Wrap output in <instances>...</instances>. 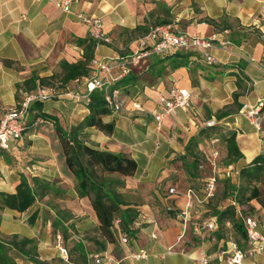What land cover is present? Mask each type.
I'll list each match as a JSON object with an SVG mask.
<instances>
[{
  "label": "crops",
  "instance_id": "crops-1",
  "mask_svg": "<svg viewBox=\"0 0 264 264\" xmlns=\"http://www.w3.org/2000/svg\"><path fill=\"white\" fill-rule=\"evenodd\" d=\"M72 11L63 12L55 0H0V120L29 94L45 88L39 79L61 72L63 61L83 59L84 46L79 42L91 36L76 14L101 18L112 43L94 40V59L110 60L111 79L116 81L131 72L141 77L133 88L135 95L123 96L121 110L104 118L115 124L113 135L88 128L84 140L100 149L128 153L136 160L137 172L122 178L125 186L120 192L138 210L137 225L133 223L134 232L125 236L116 222L113 239L105 238L90 200L79 197L75 176L66 165L55 126L69 129L88 115L85 99L71 97L87 93V78H82L60 90L47 88L57 96L33 103L25 118L24 139L1 152L0 192L14 193L22 176L52 184V191L26 212L6 210L1 214V238L18 235L35 240L39 256L48 262L60 258L55 235L62 234L68 264H94L95 256L104 264H203V254L208 264H229L220 260V251L230 238L246 249L245 235L232 228L221 231L218 224L209 230L206 224L217 221L211 215L213 207L223 210L233 201L218 202L202 195L204 191L197 186L201 172L192 176L187 166L190 157H183L190 140L196 139L197 149L204 155L200 171L205 161L212 167L204 178L206 183L217 172L228 177L229 168L239 171L264 153V122L256 129L239 109L264 97V0H79ZM139 26L150 31L169 26L173 33L215 38L208 50L215 63L209 65L196 51L189 65L179 69H172L169 61L160 62L173 52L153 53L135 63L132 58L146 36L134 32ZM163 65L167 68L160 72ZM31 78H35L34 84L25 85ZM174 85L190 90L191 107L166 116L158 130L153 113L160 97ZM136 103L142 109L135 108ZM221 110L228 113L218 120ZM37 119L43 122L36 124ZM211 119L218 122L214 129L205 126ZM215 130V135H207ZM231 133L236 135L242 157L218 168V162L227 159L223 138ZM213 138L219 142L212 144ZM213 149L219 153L216 164L210 158ZM170 188L177 192L170 194ZM250 206L264 233V188ZM35 213L37 218L30 224ZM59 215L65 220V230L54 233L52 222ZM140 250L148 252L147 259L133 258ZM17 262L33 264L21 258ZM243 264H264V254L249 255Z\"/></svg>",
  "mask_w": 264,
  "mask_h": 264
},
{
  "label": "trees",
  "instance_id": "trees-1",
  "mask_svg": "<svg viewBox=\"0 0 264 264\" xmlns=\"http://www.w3.org/2000/svg\"><path fill=\"white\" fill-rule=\"evenodd\" d=\"M149 31L150 29L144 26H139L134 30V32H139L142 35H147ZM79 43L84 46L83 59L76 63L63 61L60 64L61 72L50 78L39 79L41 87L60 90L74 80L91 76V73H93V50L96 43L92 38L81 40ZM170 52L173 53L164 56L160 62L169 61V66L172 69L187 67L194 55V51L183 50L167 51L164 54ZM166 68L167 66L163 65L160 72L165 71ZM140 77V75L131 72L129 75L115 81L110 90H118L121 98L123 96L133 97L135 95L133 88L139 82ZM34 82L35 78H31L25 82V85L34 84ZM106 93L107 91L104 89H95L89 94V102L87 103L89 113L78 125L64 129L56 124L55 128L66 165L75 176L79 197L90 200L101 234L108 240H112L113 228L116 222L119 223L120 230L125 236L134 232L132 224L137 220L139 212L136 208L128 205L124 195L120 192V188L125 186L122 178L134 176L138 164L128 153H114L100 149L87 144L84 140L83 133L88 128H96L109 136L113 135L115 131L113 122L107 123L104 121L106 116L113 113L106 101ZM237 98L238 95L235 94V99ZM35 103L39 104L41 102ZM241 108L242 106L239 109ZM227 113L228 111L221 110L217 113L216 118L220 120ZM235 137V133H231L223 138L227 145L228 164L242 157ZM197 147L196 139H191L187 146V154L183 157V159L190 157L187 166L192 176L198 175L204 160V155L199 152ZM239 180V184L228 182L223 188L220 198L216 197L218 202L232 199L234 203L229 204L223 210L213 207L211 215L217 219V229L227 230L226 222L230 221L232 223L231 228L234 231L245 235L241 218L252 216L253 208L250 206V202L258 199L262 193L264 153L239 170ZM51 191L52 184L50 182L38 178L29 180L22 176L14 193L0 192V213L2 214L6 210L24 213L38 199L44 198ZM36 218L37 213L29 218V223L33 224ZM52 227L54 233L65 230V220L62 219V216L59 215V218L53 220ZM19 258L29 260L33 264H68L70 262V259L69 262H65L62 258H54L50 262L41 259L37 251V242L33 239L20 238L18 235L9 238H1L0 236V264H18L17 259Z\"/></svg>",
  "mask_w": 264,
  "mask_h": 264
},
{
  "label": "built area",
  "instance_id": "built-area-1",
  "mask_svg": "<svg viewBox=\"0 0 264 264\" xmlns=\"http://www.w3.org/2000/svg\"><path fill=\"white\" fill-rule=\"evenodd\" d=\"M79 0H55V5L65 13H73L72 8ZM76 18L89 27V33L93 40L111 44L112 40L103 30V21L96 16H88L83 13L76 14ZM215 38H205L196 34L187 33H173L169 26H159L151 29V31L140 40V50L132 58V61L138 63L141 59L147 58L150 54H164L167 51L183 50L196 51L202 53L205 61L212 65L215 63L214 57L208 53L214 46ZM228 44V43H227ZM94 71L92 75L86 79L87 93L82 97L78 94H71L74 99L80 100L82 98L89 102V94L95 89H104L106 93V101L113 112H118L123 106L121 95L118 90H110L111 85L116 81L111 79L112 65L108 59H94L92 62ZM57 95L50 89L40 88L36 93L29 94L20 105L7 111L0 120V154L3 151H9L12 143L21 142L24 139L26 130L25 118L30 110V107L35 102H44L53 99ZM192 94L189 89L174 85L168 93L162 95L158 102L156 111L153 113L156 127L161 130L163 121L166 116L174 115L179 110L187 111L191 107ZM134 107L142 109L136 103ZM246 118L252 125L260 130L264 122V97L258 100L254 105L244 104L241 108ZM43 122L42 119H37L36 124ZM218 124L216 119H211L206 122L207 128H213ZM219 142L218 138H213L212 144ZM219 156L218 151L213 149L210 158L216 164ZM203 166H200L202 168ZM228 177L239 175V171L229 168L226 171ZM217 178L215 175L209 177L205 184V196L207 199L213 198L216 193ZM170 194L177 192L176 188H170ZM234 203V202H233ZM191 206V204H189ZM243 228L245 231L247 248H241L238 243L230 238L224 249L220 251V260H226L229 264H243L247 256H254L257 254H264V233L259 230V221L254 216H244L241 218ZM137 225V222H134ZM217 221L209 222L206 228L209 230L216 229ZM228 228L232 227L230 221L226 222ZM125 242L127 238L123 239ZM56 248L59 252L60 258L65 262H69V251L64 244L62 235L56 236ZM138 260H145L148 258L146 250H140L138 253L132 255ZM200 262L208 264L209 260L206 256L200 258ZM94 264H104L100 256H95Z\"/></svg>",
  "mask_w": 264,
  "mask_h": 264
},
{
  "label": "rangeland",
  "instance_id": "rangeland-1",
  "mask_svg": "<svg viewBox=\"0 0 264 264\" xmlns=\"http://www.w3.org/2000/svg\"><path fill=\"white\" fill-rule=\"evenodd\" d=\"M216 133H217V131L215 130L212 133L207 132V135L210 136V134H211V136H213ZM204 163H205L204 164L205 165V168L202 171H200L201 173H199V174H200L201 179L197 183V186H199V189L202 190V191H204V193H201L202 195L203 194L205 195V184L206 183L204 181V178L207 177L212 172V167H210L209 161H205ZM226 163H227V159L226 158H222L218 162V168H222V166L223 165H226ZM215 176L217 178V188H216L215 196L213 198H216V197L221 196L222 190H223V188L225 187V185L228 182H230L231 184H239V181H240L239 180V176H236V177H234V176L226 177V176H224V175H222V174H220L218 172L215 174ZM261 187L264 188V181L262 182ZM0 216H1V213H0Z\"/></svg>",
  "mask_w": 264,
  "mask_h": 264
}]
</instances>
